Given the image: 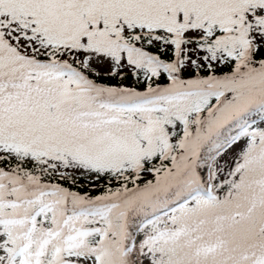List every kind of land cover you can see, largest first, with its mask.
<instances>
[{
  "label": "rangeland",
  "instance_id": "rangeland-1",
  "mask_svg": "<svg viewBox=\"0 0 264 264\" xmlns=\"http://www.w3.org/2000/svg\"><path fill=\"white\" fill-rule=\"evenodd\" d=\"M253 32L264 37V0H0V156L40 161L67 183L36 189L0 174V264H264V67L185 79L178 45L165 62L162 49L130 39H182L189 52L192 40L227 39L247 54ZM209 56L190 53L185 66ZM72 66L78 81L68 76ZM120 69L175 75L159 89L119 88L120 98L99 91L95 105L77 109L76 85ZM226 93L227 108L250 102L211 140L192 142L193 126L208 130L203 113ZM179 144L189 159L168 175L166 161L178 154L169 146ZM102 174L141 190L160 176L184 180L180 193L155 210L145 205L132 223L113 228L109 201L78 200L72 226H63L66 191H93ZM18 193L23 205L14 204Z\"/></svg>",
  "mask_w": 264,
  "mask_h": 264
},
{
  "label": "trees",
  "instance_id": "trees-1",
  "mask_svg": "<svg viewBox=\"0 0 264 264\" xmlns=\"http://www.w3.org/2000/svg\"><path fill=\"white\" fill-rule=\"evenodd\" d=\"M229 33L230 35L232 33L231 36L238 35V29L237 26H235L234 21H232V30H230ZM155 37L157 36H141L139 38L131 37L130 39L139 47H149L154 51L162 49L163 52L165 51L163 50V48L167 47L166 52L158 53V56L163 57L165 62L173 61L175 59V51L173 52V50H177L178 45L179 49H182L180 60L183 65L181 67L182 74L184 75L185 79L190 76L203 77L211 73L216 77H230L231 75L239 72L240 69L254 68L263 70L262 67H264V37L262 39H259L255 32H253V37L251 38V40L246 39L243 43L242 47L247 46L246 48H248L247 54L244 53V50H242V53H240L237 49H235V43L229 42L227 39L223 41H215L211 40V38L207 40H192L190 41V45H193L195 47V50L193 52H189L188 48H182V44L184 43L182 39H179V41L177 42H175L173 39H167V41H163L162 39V42H159L160 38ZM203 50L210 53V56L208 58L203 60L192 58L191 62L185 66V64L187 63V59L191 58L190 53L195 52V54H198V52ZM154 56L155 55H153V57ZM138 71H124L121 69L116 70L111 76L107 78L91 82L88 87L85 86L86 84L84 85V82H82L80 85H76V87L78 88H76V94H72V100L73 102L79 104L77 109H80L83 107L84 103L95 105L94 102L96 96L99 94V91H104L106 93L109 92L114 97L120 98V95L118 94L119 88L134 89L141 87L159 89L157 87L169 83V77L174 74L170 72V75L168 76V74L165 71H162V69H157V71L154 70L152 72H148L147 76L142 75V71H140V73ZM249 74L251 75V73ZM242 77L243 79L247 78L246 75ZM224 81L228 82V85H230L231 87H234L232 89L234 92H241L238 89V85H236L234 82L231 83V80L224 79ZM228 99L229 96H227L226 93V95L221 98L219 103L217 102L216 104H214V106L210 107L207 112L203 113L202 119H205L206 117H209L211 115V117L207 119L210 120L209 129H198V125L195 124L193 126L194 131L191 135L192 142L194 140H199V142H201V139L206 137L207 135H210L209 139L211 140L215 136H211V134H213V132L217 134L216 128L228 117H230L231 113H235L241 110L245 104H249L250 102V99H245L243 101L244 105L238 106L237 108H227L226 102L228 101ZM218 116L220 117L217 118ZM180 145L181 144H179L178 149H176L175 145H172L173 147L169 146L170 153L175 151V154L176 152L178 154L177 159L174 158V160L171 161L169 158L166 161L168 170L165 173L167 174L169 173L170 169L175 168V166L177 165H180L179 167L181 168V163L188 161L189 159L188 157L190 155L185 158L187 151L184 146L181 147ZM0 170L1 175L14 174L19 179H25V183L37 184L36 189L39 184H67L66 182H61L59 180L58 171H54L53 168L49 166H44V164L40 161L29 163L25 158L19 155L0 156ZM2 171L4 172L2 173ZM71 176L76 180L81 177V175L74 174H71ZM164 176L167 175L164 174ZM174 176H176V174ZM101 177L103 178V185L93 191H91L84 185L77 184L66 191V209L64 210L63 214L67 212V216L65 219V216L63 215V222H61L63 223V226L64 221H66V224L70 227L72 226L74 216L77 215V211H75L74 206L78 200H81L82 202H90L94 200H100L102 202L109 201V204L112 205L113 210L111 213V227L113 228L117 226L118 222V226L123 222L125 224L132 223L140 216L141 213H139V211L142 210L145 205H152V208H154L155 210V207L158 204L161 205L168 200L166 198H170L175 194L180 193L181 189H176L175 185H178L179 182H183L184 180L183 176L181 177L180 181L171 179V176L163 177V182L168 183V187L165 189L163 184H161L162 180H160V176L156 178L157 181L152 180L147 183V185H149V188L147 190H141V187L133 186L132 182L124 185L118 181L109 182V179L113 177V174H107L106 176L102 174ZM167 189H169V191L171 192L170 194L169 192H167ZM20 192L25 193L26 191L21 190ZM22 198L23 196L18 193L17 197L14 198V204L23 205ZM29 214L30 212H27V215ZM59 222L60 220L57 219V223ZM26 226L29 227L30 224L26 223Z\"/></svg>",
  "mask_w": 264,
  "mask_h": 264
}]
</instances>
